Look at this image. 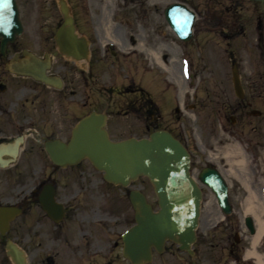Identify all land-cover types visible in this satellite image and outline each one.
Segmentation results:
<instances>
[{
	"label": "flooded vegetation",
	"instance_id": "af4514ba",
	"mask_svg": "<svg viewBox=\"0 0 264 264\" xmlns=\"http://www.w3.org/2000/svg\"><path fill=\"white\" fill-rule=\"evenodd\" d=\"M130 1L147 3V0ZM182 1L196 13L193 26L195 46L204 44L196 30L198 17L202 13L207 22L205 32L218 31L226 41L225 52L230 56L234 93L233 69L236 67L244 93L239 99L249 104L264 103V0ZM16 2L22 20L21 0ZM165 9L166 6L164 13ZM231 11L236 13L231 14ZM73 14L80 37L89 43L87 61L85 57L79 61L71 60L59 52L55 33L60 23L54 30L45 33L43 38L46 43H41V47L46 48L42 53L23 39L25 31L4 49L0 39V206L20 210L10 221L8 233L0 234V246L2 244L4 252L0 264H6V260L13 264L5 249L8 238L33 247L43 245V258L37 264H57L59 259L60 262L66 258L68 264H118V261L120 264H133L123 254L125 242L122 237L133 223L118 235L121 224L116 222L115 205L118 198L114 186L117 185L105 180L89 159L62 166L53 162L45 148L47 141L58 139L69 142L75 124L92 112L107 115L106 129L113 139V96H96L87 91L95 86L97 72L100 71V49L96 46L100 37L91 31H97V27L91 23L89 30L83 29L81 17L74 10ZM34 34L36 40L37 33ZM107 37L109 39L104 41L103 51L110 54L113 60V36ZM233 38L238 40L237 56L230 48ZM78 45L82 48L81 42ZM47 56L51 59L49 74L61 78L60 87L57 81L46 84L20 72L24 66H28L30 71H38L41 67L38 57L45 60ZM58 58L62 61V68L54 70ZM134 102L132 99L129 101L128 110L130 113L138 111L137 118L143 122L145 134H149L148 108L144 101L140 109ZM242 109L239 103L234 105L233 115L236 117H231L228 129L236 136L245 135L246 124L250 123L246 122ZM164 129L190 150L184 131H180L181 138L179 131ZM248 140V152L253 160H260L264 156V146L261 147L258 142L254 144L251 138ZM191 168L193 174L199 177L202 169L197 171L195 167ZM128 208L132 210L133 220V208L131 205ZM222 226L224 231L221 235L224 238L216 237L220 234L217 231L207 232L206 239L200 241L202 247H199L198 240L193 244V256L182 251L178 244L167 241L161 252L153 249L152 260L143 264H152L156 255L166 253L169 255L164 264L198 263L197 258L204 246V251L212 255L215 241L221 242L227 249L224 264H264V239L257 250L262 255V263L245 256L247 239L253 236L245 218L238 217L233 211ZM254 226L257 227L256 222ZM217 227L220 228V224Z\"/></svg>",
	"mask_w": 264,
	"mask_h": 264
},
{
	"label": "rangeland",
	"instance_id": "374dc122",
	"mask_svg": "<svg viewBox=\"0 0 264 264\" xmlns=\"http://www.w3.org/2000/svg\"><path fill=\"white\" fill-rule=\"evenodd\" d=\"M81 1L69 0L74 13L81 17L83 29L89 30L91 23L97 27V31H91L99 35L100 41L96 46L101 50L98 52L101 61L97 81L95 86L87 91L96 96H113V139L145 134L143 122L137 118L138 111L130 113L128 110L131 99L139 109L144 101L148 108L151 131L154 128L174 129L179 131V134L184 131V138L187 139L186 143L192 153V167H195V170L199 171L210 162L222 167L230 182V201L235 215L244 218L245 208L252 203L251 192H256L259 201L263 203L264 156L262 155L260 160H253L247 143L248 138H251L254 144L258 142L261 147L264 146V103L249 104L235 95L231 80V61L228 59L230 56L225 52L226 41L221 33H206L207 22L200 13L196 30L199 31V40L202 37L204 44L200 43V46L196 47V40L183 42L163 16L164 5L173 0H147V3L143 4L130 0ZM21 3L25 25L23 39L31 42V46L38 53H42L46 48L41 47V43H46L43 38L45 33L54 30L62 20L58 2L21 0ZM222 4L218 6L222 7ZM232 13L236 11H231ZM34 32L37 33L36 40ZM109 35L113 36V60L110 54L103 51L104 41L109 39ZM143 44L144 47L141 46ZM230 48L237 56V39L231 40ZM150 49L160 53L166 69L149 53ZM57 60L54 70L62 68V61L59 58ZM237 103L243 107L246 122H250L246 124V134L240 136H235L228 130L231 117H236L233 115V107ZM253 110H260L261 114L250 115ZM240 160H245V163H240ZM114 187L118 198L115 205L116 222L121 224L118 228L119 235L133 223L132 210L128 208L130 189H141L155 208L157 200L153 186L146 177H139L127 188ZM202 189V215L197 231L199 247H202L200 241L206 239V233L213 231V225L220 215L214 194L206 186H202ZM222 231L224 228L217 231L220 234L216 237L224 238ZM10 235L11 233L8 234ZM251 242L250 238L247 239V248ZM18 243L27 252L30 264H37V261L39 263L43 258V245L33 247ZM204 249L205 246L197 258L199 263L224 264L226 261L227 249L221 242L215 241L212 255ZM168 255H156L152 264H164ZM3 258L1 244L0 261ZM59 260L57 264L69 262L67 258L65 261ZM6 264L11 263L6 260Z\"/></svg>",
	"mask_w": 264,
	"mask_h": 264
},
{
	"label": "water",
	"instance_id": "95a60500",
	"mask_svg": "<svg viewBox=\"0 0 264 264\" xmlns=\"http://www.w3.org/2000/svg\"><path fill=\"white\" fill-rule=\"evenodd\" d=\"M58 1L64 23L58 30L57 41L62 52L78 57L74 44V19L67 1ZM193 17L183 5L175 4L167 10L168 21L185 40L191 38ZM0 18V37L4 46L22 31L15 0H0ZM44 68L32 75L50 82L51 78L45 74ZM22 70L29 72L27 67ZM234 76L237 94L242 96L236 70ZM105 123L106 115L95 112L81 119L69 143L59 140L47 143L51 158L61 165L88 158L104 172L107 180L122 186H128L139 176L149 178L158 197V210L140 190L130 192L135 224L124 234V240L125 255L134 264L150 261L152 249L162 251L166 240L177 242L182 249L192 253L191 245L197 238L196 229L201 215L202 191L190 173L189 151L166 130L154 131L144 138L130 137L114 141L109 138ZM200 178L212 188L220 205L229 213L228 187L220 173L207 168ZM16 212L19 210L0 207V232L7 231ZM6 249L15 264H27L25 251L11 240L7 241Z\"/></svg>",
	"mask_w": 264,
	"mask_h": 264
},
{
	"label": "bare ground",
	"instance_id": "6f19581e",
	"mask_svg": "<svg viewBox=\"0 0 264 264\" xmlns=\"http://www.w3.org/2000/svg\"><path fill=\"white\" fill-rule=\"evenodd\" d=\"M142 47H144V44L141 45ZM149 53L155 57L156 61L161 64L165 69H166V64L165 61L162 60L161 55L158 51H153V50H149ZM240 163L244 164L245 160H240ZM246 175V174H245ZM244 175V177H245ZM250 200H251V204H249L246 208H245V213L249 214L252 213L255 216V220L258 226V232L257 234L254 236L253 238V242H252V250H250L248 252V255H256L257 259L259 262L262 261L261 256L255 251L254 248H256L258 242L260 241L261 235L264 232V206L263 203L261 201H259V197L257 195L256 192H251L250 193Z\"/></svg>",
	"mask_w": 264,
	"mask_h": 264
}]
</instances>
